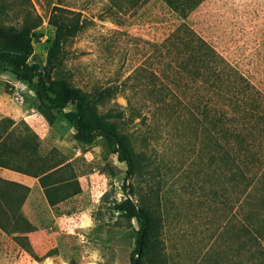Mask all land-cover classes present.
I'll use <instances>...</instances> for the list:
<instances>
[{"label": "rangeland", "instance_id": "obj_1", "mask_svg": "<svg viewBox=\"0 0 264 264\" xmlns=\"http://www.w3.org/2000/svg\"><path fill=\"white\" fill-rule=\"evenodd\" d=\"M7 1L3 24L21 25L24 11L41 15L30 63L42 67L55 37L54 7L82 13L84 28L65 42L53 77L89 94L120 87L99 110L130 136L140 168L131 175L104 136L79 142L74 105L49 121L34 85L0 62V264H133L141 225L120 208L127 199L153 218L142 264H264V191L245 203L222 162L210 164L205 130L194 119L160 116L161 82L126 84L152 56L158 69L153 45L182 18L162 0ZM226 1L237 17L206 7L193 24L264 93V0ZM40 132L58 140L42 147ZM40 176L45 194L35 187Z\"/></svg>", "mask_w": 264, "mask_h": 264}, {"label": "trees", "instance_id": "obj_2", "mask_svg": "<svg viewBox=\"0 0 264 264\" xmlns=\"http://www.w3.org/2000/svg\"><path fill=\"white\" fill-rule=\"evenodd\" d=\"M146 1L132 0V6ZM162 1L183 21L161 43L153 45L157 51L158 69L151 62L152 56L148 63L135 69L126 84L133 81L131 87L137 90L146 84L145 81V87L161 82L158 94L153 88L149 90L150 100L155 94L158 96L162 106L160 116L182 124L194 119L197 129L203 128L210 139V164L217 166L222 162L228 183L237 186L239 198L250 205L264 191V93L193 24L202 17L201 14L206 15V7L212 8L208 13L212 16L216 12L225 14L227 10L230 14L233 10V16L237 17L239 10L237 7L228 9L232 1L226 0ZM8 6L9 1L0 0V19ZM42 23L41 15L31 10L24 11L21 25L0 21V62L8 65L18 79L34 85L38 110L49 121L57 119V111L74 105L76 112L70 120L75 127L76 139L88 144L99 135L106 137L127 163L129 173L136 174L140 166L135 144L118 128L111 113L103 114L99 110V106L120 87H108L89 94L71 86L64 78L53 77L65 42L84 28L82 13L64 6L54 7L50 23L55 27V37L45 67L30 63L35 53L36 31ZM127 99L131 104V98ZM120 208L130 211L141 225L133 264H142L148 253L153 218L148 209L131 199Z\"/></svg>", "mask_w": 264, "mask_h": 264}, {"label": "crops", "instance_id": "obj_3", "mask_svg": "<svg viewBox=\"0 0 264 264\" xmlns=\"http://www.w3.org/2000/svg\"><path fill=\"white\" fill-rule=\"evenodd\" d=\"M39 134H40V137L37 138V140L40 141V145L42 147L49 146L48 143H46L47 140L49 141V140H56L57 139V138L53 137L51 133H48V132H40ZM41 178H42V176L35 178L37 180V184L35 185V187L37 190H39V191L41 190L45 194V187L40 182Z\"/></svg>", "mask_w": 264, "mask_h": 264}]
</instances>
